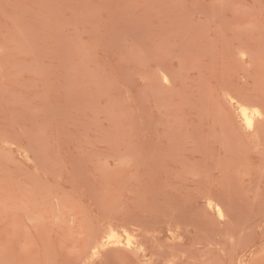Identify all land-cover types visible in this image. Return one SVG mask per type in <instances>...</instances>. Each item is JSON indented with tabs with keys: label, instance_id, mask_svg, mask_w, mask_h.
I'll list each match as a JSON object with an SVG mask.
<instances>
[{
	"label": "rangeland",
	"instance_id": "rangeland-1",
	"mask_svg": "<svg viewBox=\"0 0 264 264\" xmlns=\"http://www.w3.org/2000/svg\"><path fill=\"white\" fill-rule=\"evenodd\" d=\"M241 103L264 0H0V264H264ZM111 226L144 250L95 255Z\"/></svg>",
	"mask_w": 264,
	"mask_h": 264
},
{
	"label": "bare ground",
	"instance_id": "bare-ground-1",
	"mask_svg": "<svg viewBox=\"0 0 264 264\" xmlns=\"http://www.w3.org/2000/svg\"><path fill=\"white\" fill-rule=\"evenodd\" d=\"M232 100V99H231ZM240 101V100H239ZM235 102V101H234ZM237 103V102H236ZM244 103V102H243ZM243 103H241L242 105H239V109H240V114H241V117L243 118L246 126L249 128V131L250 130H253L255 129V126H256V120L257 119H260V117H262V114L261 111L259 110L260 108L257 109V107L255 106L256 109H251V107L249 108L248 106L246 105H243ZM237 109V107H236ZM262 110V109H261ZM263 112V111H262ZM264 113V112H263ZM238 114V113H237ZM243 122V123H244ZM255 131V130H254ZM206 196V195H205ZM208 198V197H206ZM206 200V199H205ZM215 200V199H214ZM210 202V200H209ZM216 202V201H215ZM214 202V203H215ZM218 204V203H217ZM217 204H213V202H210V207L214 208V210L216 211V213L219 215V216H223V210L221 208V206L217 205ZM205 207V206H204ZM210 207L208 208V211L210 209ZM207 211V210H206ZM213 211V210H212ZM210 212V211H209ZM208 213V212H207ZM193 216V215H192ZM210 216V215H209ZM214 216V215H213ZM176 217L178 216H175V220H176ZM195 217V216H194ZM208 218V216H207ZM210 218H212V216H210ZM183 219V218H182ZM202 219V218H201ZM174 220V218L172 219ZM205 220V219H204ZM212 220V219H211ZM193 221V220H192ZM168 222H170L168 220ZM172 222V221H171ZM170 222V223H171ZM177 222V221H176ZM184 222V221H183ZM168 223V224H170ZM202 223V222H201ZM184 224V223H183ZM173 225H176L173 223ZM172 225V226H173ZM186 226V225H185ZM178 227V226H177ZM179 228V227H178ZM175 230V229H174ZM158 231V230H157ZM161 231V230H160ZM171 232L173 231L170 230ZM124 232L126 234H128V231L127 230H124ZM149 232V231H148ZM159 232V231H158ZM175 232V231H174ZM160 234V233H159ZM170 234V233H169ZM178 234V233H177ZM181 234V233H180ZM172 235V234H171ZM158 236V235H157ZM177 236V235H176ZM178 237V236H177ZM176 237V238H177ZM182 237V236H181ZM122 238L124 237H121V234L119 232V230L113 226H111L108 231L106 232V234L102 237V240L99 244H97L94 248H93V252L94 254H99L100 251H103V250H115V249H124L125 251L127 252H142L144 250V247L142 244H140L139 242H134L132 241V239H128V241L126 243H124L122 240ZM130 238V237H129ZM133 238V236H132ZM144 238H147V237H144ZM175 238V239H176ZM135 239V237H134ZM140 239V238H139ZM168 240V239H167ZM173 240V239H172ZM180 240V239H179ZM145 241V240H144ZM143 241V242H144ZM177 241V240H176ZM141 242V240H140ZM183 242V241H182ZM174 243H178V242H174ZM141 256V254H140ZM171 256V255H170ZM142 257V256H141ZM174 257V256H173ZM151 258V257H150ZM168 258V257H167ZM144 259V257H143ZM175 259V258H173ZM244 259V258H243ZM242 259V260H243ZM172 260V259H171ZM239 260V259H238ZM179 261V260H177ZM184 261V260H183ZM175 262H176V259H175ZM241 262V258H240V261ZM238 262V263H239ZM243 262V261H242ZM178 263V262H176ZM181 263V262H180ZM184 263V262H183ZM182 263V264H183ZM89 264V263H88ZM244 264V263H243Z\"/></svg>",
	"mask_w": 264,
	"mask_h": 264
}]
</instances>
